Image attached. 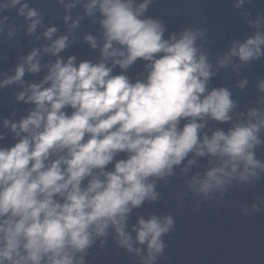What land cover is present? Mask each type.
Instances as JSON below:
<instances>
[{
  "label": "clouds",
  "instance_id": "1",
  "mask_svg": "<svg viewBox=\"0 0 264 264\" xmlns=\"http://www.w3.org/2000/svg\"><path fill=\"white\" fill-rule=\"evenodd\" d=\"M57 2L64 5L66 24L81 2L84 16L99 14L102 43L91 34L84 40L99 48L100 58L65 61L59 53L74 40L52 39L58 29L50 26L42 33L50 41L42 51L56 59L43 78L31 84L23 79L42 69L41 49L33 48L0 80V89L19 84L23 90L15 101L32 106L18 121H2L15 143L0 146V264H88L90 249L109 238L135 264H158L164 237L175 228L173 215H137L130 230L129 219L144 204L160 202L159 182L174 177L181 165L187 176L196 158L204 157L211 166L193 173L187 188L205 200L226 193L233 182L252 185L264 177V159L256 155L264 146V110L235 113L238 102L230 89L210 88L214 68L227 67L233 58L240 62L236 68L264 59V14L248 20L257 30L233 41L214 66L197 44L207 29L189 26L165 38L164 22L145 15L155 0ZM245 3L251 0H236L234 7ZM9 8L27 23L28 35L43 22V13L27 0H0V12ZM82 19L72 20L70 32ZM7 20L0 17V35ZM16 33L9 23L7 36ZM138 60L145 62L146 76L133 82L126 72ZM117 67L121 72L113 74ZM247 84L241 79L237 88ZM257 89L264 92V80ZM234 115L240 119L233 122ZM208 121L231 127L209 135L203 131ZM5 136L0 132V140ZM120 154L124 158L117 159ZM262 208L258 199L240 211L251 216Z\"/></svg>",
  "mask_w": 264,
  "mask_h": 264
},
{
  "label": "water",
  "instance_id": "2",
  "mask_svg": "<svg viewBox=\"0 0 264 264\" xmlns=\"http://www.w3.org/2000/svg\"><path fill=\"white\" fill-rule=\"evenodd\" d=\"M30 7L43 13V22L35 33L28 35L27 23L22 17L16 15V8H9L0 12V17L6 16L5 33L0 35V80L13 74L14 68L20 62V57L27 55L33 48L41 49V71L36 75L25 74L27 84L38 83L47 73L46 65L55 61L56 57L43 53L42 49L50 41L42 33L47 27L55 26L58 30L52 39L60 35H69L74 40L69 48L59 53L65 61L69 56L76 57V63L83 60L97 62L100 58L99 48L93 50L84 40L86 34H91L101 40L99 14L94 17L84 16L83 2L76 4L71 9V19L66 24L63 20L64 5L57 0H27ZM65 4L72 0H64ZM139 2V0H138ZM236 0H155L149 7L146 16L162 20L166 26L164 33L167 38L173 32H179L186 27H204L207 35L197 41L198 45L209 54L210 62L215 66L218 58L222 57L231 46L232 42H243L257 29L248 26V20H255L257 13L264 14V0H251L242 8H235ZM19 7V6H17ZM250 12V17L243 14ZM82 16L79 26L69 30L68 25L77 16ZM9 23H14L17 33L12 38L7 36ZM37 37H39L37 39ZM144 61L138 60L126 72L133 82L144 79L146 70ZM240 62L233 58L225 68L216 69V75L210 82L212 87H227L232 92V98L238 102L235 113H244L250 108L264 110V92L257 89V82L264 80V59L253 61L243 67L236 68ZM121 70L114 68L113 74ZM247 78L248 84L243 89L237 88L241 79ZM23 89L19 84L6 86L0 89V132L6 133L0 146L10 147L15 143L13 134L2 127V121L9 118L18 121L27 115L32 107L23 102H16L15 94ZM70 113V109L68 110ZM15 113L14 115H12ZM240 119L233 116V122ZM183 124V122H182ZM230 123H217L208 121L204 132L211 134L217 129L227 130ZM264 139V132L261 134ZM257 158L264 159V146L257 148ZM124 158L120 154L117 159ZM189 158H192L191 155ZM210 157L196 158L188 175L181 173L180 167L176 175L167 181L159 182L158 191L161 192L160 202L157 204H144L136 209L129 219V230L136 223L137 215L147 219L151 214L160 216L171 213L175 220V228L164 237L167 247L164 256L160 257L158 264H264V208L251 216L244 215L242 207L251 209V205L259 200H264V177L252 185L239 186L233 182L224 194L216 192L210 199L205 200L190 192L187 188L190 176L195 172H203L210 167ZM186 163V161H185ZM111 170L112 165L108 166ZM181 193H186L182 195ZM183 207H178L179 202ZM198 208V210H194ZM134 236L135 233H132ZM88 264H135L134 259L115 243L108 239L103 247L99 241L89 251Z\"/></svg>",
  "mask_w": 264,
  "mask_h": 264
}]
</instances>
